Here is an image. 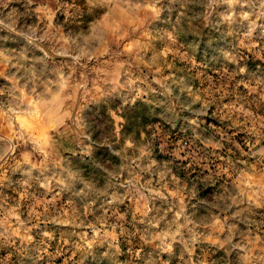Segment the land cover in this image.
Returning <instances> with one entry per match:
<instances>
[{
  "label": "rangeland",
  "instance_id": "obj_1",
  "mask_svg": "<svg viewBox=\"0 0 264 264\" xmlns=\"http://www.w3.org/2000/svg\"><path fill=\"white\" fill-rule=\"evenodd\" d=\"M0 264H264V0H0Z\"/></svg>",
  "mask_w": 264,
  "mask_h": 264
},
{
  "label": "trees",
  "instance_id": "obj_2",
  "mask_svg": "<svg viewBox=\"0 0 264 264\" xmlns=\"http://www.w3.org/2000/svg\"><path fill=\"white\" fill-rule=\"evenodd\" d=\"M138 105H139V102H137L133 106H138ZM120 116L123 119V124L121 125L122 129L120 130V132L123 135H127L126 133H130L128 131H131V133H133L134 136H138L140 131L145 129V126L148 125L151 121H153L151 118L146 117L142 112L140 114H138L137 116L135 115V113H133L132 115L128 116V119L126 116H123V115H120ZM136 121H138L137 122L138 127L136 126ZM134 123H135V127H137V128L135 130H130L133 128ZM123 128H125V130H123ZM143 131H144V133H146L145 130H143ZM160 135H156V137H155V143L157 146L162 143ZM128 138L133 139V137L132 138L128 137Z\"/></svg>",
  "mask_w": 264,
  "mask_h": 264
},
{
  "label": "clouds",
  "instance_id": "obj_3",
  "mask_svg": "<svg viewBox=\"0 0 264 264\" xmlns=\"http://www.w3.org/2000/svg\"><path fill=\"white\" fill-rule=\"evenodd\" d=\"M130 0H124V3H129ZM107 4H115L116 7L120 6V0H101V5H107ZM107 19V13L103 14L99 20L96 22L97 26H103Z\"/></svg>",
  "mask_w": 264,
  "mask_h": 264
}]
</instances>
